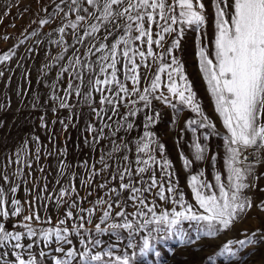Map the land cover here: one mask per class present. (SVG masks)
<instances>
[{
    "label": "snow or ice",
    "instance_id": "snow-or-ice-1",
    "mask_svg": "<svg viewBox=\"0 0 264 264\" xmlns=\"http://www.w3.org/2000/svg\"><path fill=\"white\" fill-rule=\"evenodd\" d=\"M36 3L29 28L21 33L18 43L0 54V64L10 62L28 41L31 44L25 58L44 51L48 58L44 67L55 70L54 91L49 97L52 111L69 112L67 118H57L53 123L67 131L74 126L75 108L86 105L92 122L86 126L91 139L86 137L85 143L99 149L100 155L91 164L80 162L79 167L66 158L59 160L52 191L47 169L39 163L40 147L34 160L24 149L8 159L0 180L13 185L8 190L13 198L9 203L8 192L0 187V264H129V257L117 250L122 245L136 247L137 236L145 230L148 234L139 245L142 255L153 251L157 240L154 232H166L182 244H194L201 237L213 238L234 226L241 214L254 206L245 194L255 186L248 182L255 163L247 162L249 150L264 152V0H213L211 51L202 43L206 26L202 0ZM185 30L195 31L201 38L196 52L200 70L227 133L224 171L217 170L211 180L204 170L187 178L194 203L180 189L165 146L150 130L158 122L159 113L153 109V101H158L171 107L176 116L185 108L194 114L185 121L182 132L203 130L204 140L214 132L215 126L202 114L173 55ZM173 33L176 39L166 48V37ZM141 112L144 131L130 139L128 134L138 126L135 118ZM41 126L47 128L43 117ZM121 132L124 135H118ZM36 144H40L38 137ZM207 150L205 144L193 141L194 161L210 159L215 167L217 157H206ZM181 160L186 170L193 166L194 161L183 155ZM11 165H15L12 176L20 180H10L7 167ZM79 168L84 169L83 175ZM25 169L28 179H23ZM33 171L39 175L33 176ZM28 180L33 181L32 189L26 188L31 199L22 203L15 194L19 183L26 185ZM94 190L103 191V195L98 192L94 200L88 199ZM46 201H54L58 213L55 224L51 216L40 215L39 208H49ZM158 202L172 207L157 212ZM257 206L264 210V201ZM9 221H14L11 229L7 227ZM189 229L195 230L194 239ZM241 235L242 239L224 244L218 255L242 260L238 251L251 245V254H255L264 242V232L259 229Z\"/></svg>",
    "mask_w": 264,
    "mask_h": 264
},
{
    "label": "rangeland",
    "instance_id": "rangeland-1",
    "mask_svg": "<svg viewBox=\"0 0 264 264\" xmlns=\"http://www.w3.org/2000/svg\"><path fill=\"white\" fill-rule=\"evenodd\" d=\"M205 6L206 26L204 28L205 35L202 37V43L211 51V41L214 39V24L215 11L213 0H202ZM36 0H0V37L8 35L9 40L0 39V54L7 51L13 44L18 43L22 38L21 33L29 28L30 22L34 18L37 10ZM30 11H25V9ZM7 12V15L4 13ZM176 39V33L166 37L165 47H169L171 42ZM198 37L195 31L185 30L180 38L179 47L174 50L173 55L179 60L187 83L190 85L192 92L195 94L196 101L200 105L202 114L206 116L210 123L215 128L213 134L204 140L201 131L193 134L191 131H184L185 121L194 114L185 108L178 116L174 110L158 101H153L154 112L159 113L158 122L151 126L158 143L165 146V155L172 164V170L176 174L177 183L180 189L184 191L186 198L191 200V193L187 187V178L191 173L200 170L205 171L206 177L211 180L213 174L220 170L224 171L223 158L225 155L224 137L227 134L223 123L215 111L214 101L208 92L207 83L203 79V73L200 70L199 58L196 55L200 44L197 43ZM31 44V41L25 43L24 46L18 49L17 55L10 61L0 64V172L5 170V165L9 158L14 159L16 154L22 149L29 153V159L34 160V153L37 147L41 148L40 165L47 169L49 183V191H52V185L55 184L58 162L61 159H67L79 167L80 162L93 161L99 159V149H93L89 144L85 143V138L89 140L91 137L85 131L86 126L92 122L90 120V109L86 105H79L75 108L76 117L73 120L74 126L65 131L57 122V118L65 119L69 116L67 110H59L56 113L52 111V101L49 100L50 95L54 91L52 88L55 82V70L49 71L44 66L47 62V57L44 51H40L39 55L33 53L30 58H25L26 49ZM155 48V46H154ZM160 51V49H155ZM170 62V60H169ZM45 73H47L45 75ZM150 73H145L149 75ZM145 84L142 81L141 86ZM63 85H61L62 87ZM98 101V94H97ZM75 104V98L71 101ZM123 112L124 109L122 108ZM147 111V110H145ZM144 113L138 114L135 118L137 127L128 134V138L135 139L138 135H142ZM41 117L47 122V128L41 126ZM198 118V117H197ZM118 135H124L123 132ZM39 138L40 144H36V138ZM193 141L205 144L207 146L206 157L215 155L217 157L215 167L212 166L210 159L202 161H194L193 157ZM104 148L109 147L107 141H104ZM134 147V145H132ZM249 161L254 163V174L248 177V182L255 185L249 190H245V194L250 197L253 207L234 222V226L229 230L220 232L216 237L206 238L201 237L194 244H182L176 236L168 237L166 232L152 233L157 237L154 243L153 251L145 254H140L139 245L142 243L143 236L148 232L145 230L136 238V247L127 248L121 246L117 251L118 254L127 255L129 264H264V242L259 245V248L253 253V246L249 245L245 249L238 251V257H244L242 260H226L219 256L218 253L223 245L229 240L238 241L242 239V233L248 234L256 232L257 229L264 232V210H261L260 205L264 201V152H252L249 150ZM47 153L52 155L45 156ZM58 153H63L59 155ZM134 156V154H131ZM159 156V153H157ZM193 160V166L185 169L181 156ZM36 165L34 164V169ZM15 165L7 167L9 178L13 181L20 180V177H13ZM28 169L24 170L23 179L27 177ZM81 175L84 174V169L79 168ZM39 175L33 171V176ZM257 177H259L257 179ZM13 186L11 183H4L0 180V187H3L8 192L7 199L10 203L12 194L8 191ZM33 181L28 180V183H19L18 191L15 194L17 198L24 203L31 199V194L26 191L32 189ZM59 186H57L58 188ZM81 196L85 195L82 187L78 186ZM99 192L103 195V191L94 190L91 197L88 199L94 200ZM49 203V208H39L41 217L51 216L53 224L56 223L58 213L55 208L54 201H46ZM157 212L162 210H170L172 205L158 202ZM26 206V205H25ZM84 207H89L87 201L83 204ZM133 209L129 208L128 211ZM179 210V209H178ZM63 212V209H61ZM99 213H97V216ZM15 219V218H14ZM9 221L7 227L12 228V223ZM45 227L47 225H44ZM187 228V224L184 225ZM191 238H195V230L189 229ZM164 237L163 239H160ZM259 238V233L257 234ZM126 243V242H125ZM238 247V246H235ZM38 253L39 249H35ZM158 253V255H157ZM249 253L251 255H245Z\"/></svg>",
    "mask_w": 264,
    "mask_h": 264
},
{
    "label": "built area",
    "instance_id": "built-area-1",
    "mask_svg": "<svg viewBox=\"0 0 264 264\" xmlns=\"http://www.w3.org/2000/svg\"><path fill=\"white\" fill-rule=\"evenodd\" d=\"M249 156H250V152H249Z\"/></svg>",
    "mask_w": 264,
    "mask_h": 264
}]
</instances>
